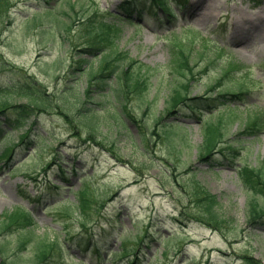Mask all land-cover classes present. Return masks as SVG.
I'll return each instance as SVG.
<instances>
[{
  "label": "rangeland",
  "instance_id": "1",
  "mask_svg": "<svg viewBox=\"0 0 264 264\" xmlns=\"http://www.w3.org/2000/svg\"><path fill=\"white\" fill-rule=\"evenodd\" d=\"M123 1L72 0L76 23L71 39L84 42L85 23L93 19L95 23L106 19L120 27L118 48L143 65L135 73L141 72L149 84L142 98L129 103L140 118L126 125L117 116L112 98L100 95L98 89L86 99L95 113L81 114L84 104L73 99L82 96L99 60L93 58L88 70L78 72L77 65L71 67V56L81 51H71L62 40L51 41L27 23L26 18L40 7L29 0H10L12 25H0L4 39L0 45V89L12 91L10 85L18 80L35 83L51 106L32 126L34 145L25 149L24 155L31 152L33 157L12 172H0V223L12 212L27 209L34 235L59 241L68 249L60 264H128L135 255L141 264H244V256L264 264V221L258 227L248 221L249 192L236 170L241 163L264 166V130L257 136L244 134L249 119L264 121V0H189L180 14L175 13L179 25L174 33H166L147 13L136 29L113 19L109 13H119ZM53 4L69 10L65 0ZM236 32L242 34L233 39ZM203 39L206 44L200 51L210 50L220 61L217 68L227 65L251 92L228 112L223 111L226 104L221 99L211 105L202 100L192 102L181 112L169 114L166 109L176 83L170 69L172 50L188 42L198 49ZM217 68L192 82L191 97L206 98L207 88L218 86ZM225 89L235 86L226 81L220 90ZM215 93L211 96L216 97ZM26 101V97L17 99ZM198 108L203 110L195 112ZM223 113L237 116L225 129L230 161L219 155L201 161L204 127ZM21 133L11 136L15 139ZM77 133L87 141L72 137ZM54 157L57 162L43 173L42 167ZM16 159L15 166L25 160ZM60 166L70 179L68 184L60 180ZM83 183L95 195L118 193L104 218L93 212L89 230L82 227L79 217L68 216L62 203L74 200ZM55 186L65 188L56 190ZM200 186L218 198L217 209L224 220L219 229L200 219L206 215L196 196ZM259 202L264 206V195ZM98 221L99 226L95 224ZM11 235L10 240H15L17 233ZM183 235L189 236L184 242ZM81 243L82 249L77 247ZM135 243H140L136 254H121ZM26 250L22 258L28 263L33 258L31 245Z\"/></svg>",
  "mask_w": 264,
  "mask_h": 264
},
{
  "label": "trees",
  "instance_id": "2",
  "mask_svg": "<svg viewBox=\"0 0 264 264\" xmlns=\"http://www.w3.org/2000/svg\"><path fill=\"white\" fill-rule=\"evenodd\" d=\"M40 7V10L36 11L30 17L26 18L27 23L36 27L40 35L48 36L53 42H60L61 40L66 44L71 51H80L79 47H83L82 57H77L72 54V65H77V71L86 70L90 63V57L98 56L99 63L96 70L90 73V88L85 92L82 99L77 100L85 102V97H89L92 93V85L96 86L102 92L111 87L110 94L114 101L120 105L126 107L127 100L130 95H139L144 88L147 87L146 81L140 75L132 72V70L139 65L137 61L132 60L126 52L119 51L116 47L115 41L119 37L121 29L111 22H107L105 19L97 21L94 19L89 20L87 25V34L85 35V41L82 43H76L71 38V33L75 30L76 19L74 18V6L75 3L72 0H65L69 10L62 8V5L54 6L52 4L57 0H33ZM62 3V2H61ZM152 5V6H151ZM145 4L134 3L132 6H126L121 13H118L115 18L121 19L124 22L135 24V17L140 18L144 10H149L156 18L163 24H166L169 20L162 15L171 17L172 12L171 3L167 0H151ZM159 6V7H158ZM11 8L10 0H0V25L7 28L12 23L9 10ZM157 10V11H156ZM160 11H163L161 13ZM4 43V39L1 37L0 30V45ZM181 50H172L171 71L176 78V83L172 87L170 95L171 108L175 109L179 107L182 109L184 106L190 104V102H198L204 100L210 101V98H191L189 97L191 82L197 80L199 75L204 72H209L213 66L212 56L204 58L206 55L199 51H194L190 45L180 46ZM123 60L128 63L123 66ZM201 62H204L201 66ZM211 67V68H210ZM222 76L217 80L218 85H222L226 81L233 82L238 88H245V84L240 79H235L234 71L224 67L222 70ZM119 73V76L112 79L113 74ZM140 77V78H139ZM110 82V83H109ZM14 88V91H4L0 89V161L4 162L5 168H12L14 160L17 156H21L23 150L21 147L30 144L29 138L32 130L28 129L18 141H14L10 138V132L12 130H19L29 127L32 123H36L37 118L42 112H46L50 108V102L46 99H42L41 89L38 84L24 83L21 80L15 81L10 85ZM211 86L210 91H213ZM227 94H218V98L222 97L225 102H240L245 100L249 91L241 90L240 92L227 91ZM16 97H27V103H16ZM243 98V99H242ZM76 100V101H77ZM67 105V104H66ZM69 106V105H68ZM71 109V108H69ZM127 109V108H125ZM88 108L85 109V112ZM82 113V110H81ZM119 116H122L118 113ZM134 117V116H132ZM236 118L234 116L223 117L220 116L216 119V122L209 123L205 130V144L199 151V159L208 160L213 159L217 154L223 155L225 158L229 157L227 151L223 145H225V133L224 126L232 123ZM250 134H259L264 130V121L261 119H252L247 127L246 132ZM93 134L95 132L93 131ZM81 142L85 141L80 133L76 136ZM83 139V141H82ZM31 154L28 159H31ZM27 159V160H28ZM57 157H54L45 166H43V173H47L52 165L55 164ZM15 169V168H14ZM13 169V170H14ZM192 170V169H190ZM63 172V170H62ZM238 175L244 188L249 192L248 202V221L251 225L258 226V223L264 219V206L260 204L258 197L264 195V166L253 167L248 164H244L238 167ZM198 202L205 208L206 215L201 216L200 219L203 222L211 224L213 227L219 229L220 223H223L217 206L219 204L217 198L206 191L198 187L197 189ZM75 201H66L64 209L69 216H76L80 218L83 228H87V224L93 216V212L101 215L106 208L107 202L112 201L114 197L105 199L103 195H94L90 189L84 185L80 191L75 193ZM22 219L23 225L18 222ZM20 227H19V226ZM31 219L28 215L19 216L18 213L9 216L8 221H3L0 225V236H4L0 239V256L2 257L3 264H48L61 261L64 262L66 258V249L59 241H50L45 237L34 235V231L31 228ZM20 230H18V228ZM23 228V229H22ZM18 233L15 240H10L9 235L11 233ZM185 238H188L186 236ZM12 239V238H11ZM28 245L32 247L33 258L25 263L23 260V253L27 249ZM244 264H261L258 259L251 256H244L241 258ZM64 260V261H63Z\"/></svg>",
  "mask_w": 264,
  "mask_h": 264
},
{
  "label": "bare ground",
  "instance_id": "3",
  "mask_svg": "<svg viewBox=\"0 0 264 264\" xmlns=\"http://www.w3.org/2000/svg\"><path fill=\"white\" fill-rule=\"evenodd\" d=\"M208 15V14H207ZM241 34H242V32L239 34V36H238V34H237V32H236V35L233 37V39H235L236 37H240L241 36Z\"/></svg>",
  "mask_w": 264,
  "mask_h": 264
}]
</instances>
